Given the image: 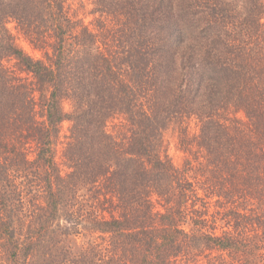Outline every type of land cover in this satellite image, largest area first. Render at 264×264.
<instances>
[{
    "label": "trees",
    "instance_id": "trees-1",
    "mask_svg": "<svg viewBox=\"0 0 264 264\" xmlns=\"http://www.w3.org/2000/svg\"><path fill=\"white\" fill-rule=\"evenodd\" d=\"M208 1L197 20L190 0H147L157 39L142 35V8L132 5L142 0H95L98 11L122 18L96 32L73 23L59 3L61 19L54 14L35 39L52 47L47 63L0 40V264H264V5L242 3L248 23L236 6L229 13ZM7 58L24 63L34 87L3 65ZM155 90L168 121L199 119V136L183 132L181 146H198L203 163L179 168L164 146H151L142 95L154 99ZM69 98L72 116L63 109ZM119 105L131 136L107 129ZM66 120L73 132L65 143ZM79 193L90 203L73 204ZM69 207L72 218L87 207L97 235L73 260L53 238L57 214Z\"/></svg>",
    "mask_w": 264,
    "mask_h": 264
},
{
    "label": "rangeland",
    "instance_id": "rangeland-1",
    "mask_svg": "<svg viewBox=\"0 0 264 264\" xmlns=\"http://www.w3.org/2000/svg\"><path fill=\"white\" fill-rule=\"evenodd\" d=\"M29 0H0V40L1 43L9 42V38L12 39L18 50L24 53L25 56H29L35 61L41 60L45 63L48 62L47 54H52V47H38L35 46V39L38 35V30H44L43 27L45 23H51V18L54 14L57 15L56 20H60L61 16L57 14L59 11V3L62 5L63 13L69 17L73 23L79 26V23L91 31L96 30H104L107 27L112 28L113 25H118L116 20H121L119 12H104L98 11L95 0H58L59 3H55L52 7H48L41 0H35L34 3L28 2ZM119 1V0H118ZM122 1V0H120ZM135 0H123L124 3H129ZM197 4L195 5V2ZM201 0H190L191 2V14L195 15L196 19H201L200 14H196L201 12L203 7L200 4ZM226 8L229 13L234 11V6H236L238 11L243 15V17H247L246 21L251 23L252 19L250 14L244 10L242 3L246 0H219ZM257 1V0H256ZM264 5V0H261ZM149 2V1H148ZM215 0L208 1V6L211 7L214 4ZM218 2V0H217ZM134 6V11L142 8V35H144L147 31L149 35L157 39L158 37V28L157 25H152V29L148 30L150 23L156 21L158 15L153 12L152 3H147V0H142V4H137V2H132ZM198 5V6H197ZM231 5V6H228ZM247 10H249L248 6H245ZM236 9V8H235ZM25 12V14H24ZM140 12V11H139ZM137 13V12H136ZM179 13L177 10L176 15ZM210 13V9L208 10ZM12 14H17L16 17ZM174 15V14H173ZM233 16H236L232 14ZM23 17L28 18L25 20ZM59 18V19H58ZM233 21V19H231ZM79 22V23H78ZM264 23V13L263 19L260 22ZM39 28V29H38ZM236 32V31H235ZM234 31H229L230 38L235 36ZM48 35V33H46ZM144 38V37H143ZM53 44L55 42L52 40ZM260 46L264 48V44L260 43ZM49 51V53L47 52ZM155 52H157L155 50ZM1 57V54H0ZM3 65L6 68H10L14 71L18 76H21L27 84H31V86H35V79L33 74L27 71V67L24 63H21L16 58H7L3 59ZM153 98H150L148 95H142V105H144L145 109L149 112V115L152 116L151 122V131L150 127L147 129L148 134L150 135L151 146H164L162 152L164 154L169 155L170 159H172L175 166L182 168L186 162L191 163L193 166H197L198 163H203V151L198 148V146L194 145L189 146V151H186L183 144V140L188 136L193 139L199 136L200 126L199 119L196 116H191L188 118H174L172 120H167V116L164 115L159 108L161 106L158 103L159 94L155 90V93H152ZM37 98V99H36ZM36 111L39 116H41V99L40 95L36 93ZM155 103V104H154ZM157 104V105H156ZM126 105H119L117 108L116 114L112 115L113 118L108 120L107 129L111 133L117 132L120 128H124V132H129V135H132L131 127L129 126L128 119L130 118L126 114ZM63 109L66 114L72 116L76 111V104L72 98L66 99L63 103ZM1 113V111H0ZM245 114L241 112L239 117L244 119ZM142 123H148L145 118L137 116ZM127 119V121H125ZM137 119V118H136ZM187 131L188 136L182 135L183 132ZM73 132V121L66 120L62 125L61 138L62 142H68L69 138L72 136ZM142 133V137H144L143 129L139 132ZM134 142V141H133ZM194 142V141H193ZM136 143V142H134ZM137 144V143H136ZM64 146L59 147V153L57 155V160L60 166V169L66 170L64 160L62 158ZM167 152V153H166ZM167 186V185H166ZM168 190L169 194H173L174 191L171 188L164 187ZM28 189H25L27 191ZM156 192L155 190H153ZM71 198V197H70ZM67 197H62V200H66ZM86 200V202H85ZM91 199L88 197L82 196V193L78 194V200L73 201V204H79L81 201L86 205L90 203ZM159 210H163L160 205L157 206ZM81 208L80 205H77V209ZM62 210L57 214L59 217L58 221L55 224H60L61 229L58 231L56 235L53 236L54 240H61L62 251L65 253L66 260L79 259V253L84 252L83 242H88L91 245L95 243L96 234L92 233V229L94 227V223L92 219H94L93 213L87 214L86 208H84L81 213L77 212V215H73L74 217H70L72 208L69 207L67 209L61 208ZM86 211V212H85ZM137 217L135 215L133 219ZM132 218V216H131ZM136 223H132L131 225L135 226ZM138 226V225H137ZM79 232L77 234L75 232ZM138 231V229H137ZM67 232V236H63V233ZM78 236L76 237L75 235ZM60 241V242H61ZM118 243H122L125 240L118 238L116 240ZM102 243V242H99ZM89 246V245H88ZM87 250V248L85 249ZM88 251V250H87ZM89 252V251H88ZM87 259L90 261L91 256L89 253L86 254ZM217 255V254H215ZM69 258V259H68ZM18 262L21 263L20 259ZM70 264V263H69ZM80 264V263H77Z\"/></svg>",
    "mask_w": 264,
    "mask_h": 264
}]
</instances>
